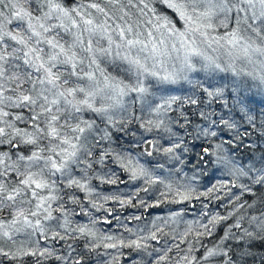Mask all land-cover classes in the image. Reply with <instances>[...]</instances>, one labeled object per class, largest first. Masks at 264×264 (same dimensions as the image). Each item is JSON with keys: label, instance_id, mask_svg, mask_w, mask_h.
<instances>
[{"label": "snow or ice", "instance_id": "1", "mask_svg": "<svg viewBox=\"0 0 264 264\" xmlns=\"http://www.w3.org/2000/svg\"><path fill=\"white\" fill-rule=\"evenodd\" d=\"M185 83L191 94H171ZM128 183L139 186L98 190ZM201 198L224 213L183 232L165 231L183 208L122 224L127 237L97 228L121 222L109 201L147 211ZM49 239L114 250L105 264H264V0H0V257L68 264L73 244L57 254Z\"/></svg>", "mask_w": 264, "mask_h": 264}, {"label": "trees", "instance_id": "2", "mask_svg": "<svg viewBox=\"0 0 264 264\" xmlns=\"http://www.w3.org/2000/svg\"><path fill=\"white\" fill-rule=\"evenodd\" d=\"M68 3H72V0H69ZM112 70L113 71L114 70L117 71L116 66H114V68ZM257 99H259V98H257ZM186 107L190 108V106H186ZM121 143L124 144V146L126 148L129 147V144L125 140H121ZM195 151H197V152L199 151V146L198 145H197ZM112 167H115V166H112ZM187 171H188V169H187ZM189 173L191 175V172H189ZM161 174L163 175V173H161ZM216 175H217V177H219V173H217ZM121 178L122 179H126L125 176H121ZM214 179L215 178L212 177V176H208V177L202 178L200 184L198 185V190H200V191L204 190V188L206 186H209L210 183L214 181ZM103 186H104V190L103 191L113 193L115 191H118L120 187H123L125 185L124 184H119V188L117 190L115 189L114 185H103ZM220 195H223V193H220ZM155 199L156 198H152V199L148 198L147 200H148V202H154ZM133 202L135 203V200ZM223 202L227 203L226 200H224ZM220 203H221L220 201H215V200L210 201L209 199L201 198L200 200H193L191 202H185L183 205H180V204H168V203H165L163 205L166 206V208L168 210L174 209L176 211V210H179V209L183 208L185 210V216L189 218V220H187V221H192V220H194L195 217L200 216L204 212H208L209 214H211V213H215L217 211H220L221 213H224V209L219 207ZM163 205L161 204L156 209H150L151 213L155 212L156 210H158V211L163 210ZM205 205H207V207H205ZM109 206L111 208H113L114 212L116 211V213L120 217V221L121 222L118 224L117 221H116L115 222V227L119 231H121L122 234L125 233L124 227L121 226L122 224H126L128 227H131L133 229H135L136 225L140 224L139 221H135V220L130 222V223H127L126 222V218L124 217V212L128 211L129 209H131L132 212L135 213L138 208H133V207H130V206H126V207L121 209L120 206L117 203H115V202H113V204H109ZM119 210H123L124 212L120 214ZM151 213L149 214V216H148V218L146 220L148 222H150ZM173 227H174L173 225H170V228H173ZM170 228H166L165 231H169ZM184 230H185V224L181 225L178 228L177 233L182 232ZM221 234H222V230L218 229L215 238H218L219 235H221ZM209 240L214 241V238H209ZM205 241H207L206 238L202 241V243L206 244V243H204ZM71 242H73V241H71ZM74 245L77 246V247H82V245L78 244V242H75ZM206 245L207 246H211L212 243H209V244H206ZM157 246H160V245H157ZM180 248L186 250L187 249V244L183 243L182 245H180ZM76 252L78 254L81 253V255L85 256V260H86L85 264H98V263L105 264V261H108L109 258H110V256H108V257L102 256V255L96 253V251L88 253L87 250L78 249ZM202 253H203V249H200L199 251L195 252V255L200 256ZM171 255L175 256L176 255V250H174L173 253H171ZM87 261H88V263H87ZM28 262H31L32 264H34L35 260H33L31 258H27V264H28ZM70 262L71 261H68V264H70ZM41 264H62V262H57L55 259H46L44 261L42 260ZM122 264H127V262L122 260Z\"/></svg>", "mask_w": 264, "mask_h": 264}, {"label": "rangeland", "instance_id": "3", "mask_svg": "<svg viewBox=\"0 0 264 264\" xmlns=\"http://www.w3.org/2000/svg\"><path fill=\"white\" fill-rule=\"evenodd\" d=\"M69 1V0H68ZM66 39H68V37H65ZM101 43L104 45V46H107L106 45V42L105 41H101ZM108 64H110V63H108L107 61L102 65L103 67H108ZM109 71V70H108ZM117 74H121V73H118V72H116V73H114V75H117ZM206 73H201V74H199V76H197V75H195V74H193V79L194 80H201V81H203V79L206 77ZM176 90L174 91V92H172L171 94H173V95H180V96H184V95H189V94H191V91H190V89H191V85H188V84H184L183 85V88H180V86H173ZM157 95H159V93H157ZM149 138H151V137H149ZM161 163H163L164 161L163 160H161L160 161ZM153 163H155V160H153ZM171 165H167L166 167H170ZM185 171H187V169H185ZM163 174H165V173H163ZM189 175H190V173H189ZM96 184H99V182L98 181H96L95 182ZM125 186H123V187H120L119 188V185H114V187H115V189L117 190L118 188H119V192H121L122 194H130V193H132V192H134L135 191V187L136 186H139V184H133V183H128V184H124ZM99 191H101L102 193H104V194H110L111 192H105V191H103L104 190V186L103 185H100V187H99V189H98ZM139 198H141V199H145V200H147L148 198H150V199H152V198H156V194L155 193H149V194H145V193H143V192H141L140 193V197ZM148 201V200H147ZM109 204H113V202L112 201H109L106 205H105V207L106 208H108L109 207ZM163 205V204H162ZM192 205V204H191ZM111 208V207H110ZM138 209H137V211L134 213V212H132V210L131 209H129L128 211H126V212H124L123 210H119V213L121 214V213H123L124 212V217L126 218V222L127 223H130L131 222V220H128L127 218L129 217V216H132V215H137V216H142V220H145L146 218H147V216H149V214L151 213V211H149V209L147 210V211H145L143 208H139V207H137ZM76 211H79V209H76ZM93 213H94V215H96V216H100V217H103L104 215H105V213L103 212V211H101V212H95V210H91ZM171 211H175L174 209H171V210H168L167 208H166V206H164L163 205V210H160V211H158V210H156L155 212H153V213H151V218H150V221L152 222V219H153V217L155 216V215H157V214H160V215H164V216H167L168 214H169V212H171ZM184 213H185V210H184ZM112 216H118V214L116 213V211L115 212H113L112 213ZM74 219V222H87V220H88V217H85V216H76V217H74L73 218ZM109 219H111V217H109ZM202 219V217H201V215L200 216H198V217H195L194 218V220H201ZM187 220H189V218L188 217H186L185 216V214L182 216V218H181V222L180 223H178V224H176V225H173L172 223H171V221L169 222V227L168 228H170V225H173L175 228H176V231L178 230V228L181 226V225H183L184 224V222L185 221H187ZM115 220H112V222H111V224L109 225V224H106V223H104L103 221H101L100 223H98L97 224V228H99L100 230H101V234H116V235H119L120 233H121V231H119L116 227H115ZM142 222V221H141ZM151 222L150 223H144L145 225H148V224H151ZM143 223V222H142ZM143 225V224H142ZM138 226L139 225H136L135 226V229L136 228H138ZM183 232V231H182ZM19 239L20 240H24V239H26V237H24L23 235H21L20 237H19ZM80 241H83V240H80ZM84 242V241H83ZM209 242V241H208ZM41 247H49V248H55L56 249V251H57V254H63V255H69V253H70V250L67 248V244L68 243H71L70 242V240H68V241H53V240H51V239H49L48 241H43V240H41ZM79 243H81V242H79ZM153 243H155V242H153ZM170 243H171V241H170ZM176 243H180L179 241H176ZM212 243H214V241L212 242ZM183 243H180V245H182ZM212 246V245H211ZM211 246H209V247H211ZM80 249H83L84 247H79ZM100 252L101 253V255L102 256H105V257H108V255H105V252L107 251V252H110V253H114V250H112V249H108V250H106V249H104L103 248V246H101L100 248H98V250H97V252ZM76 253V252H75ZM75 253H71V255H70V257L73 255V254H75ZM181 254H183V253H181ZM80 255H78L77 257H75V259L76 258H78ZM32 258H34V257H32ZM35 259V258H34ZM48 259H52V258H48ZM42 260H46V259H43L42 258ZM74 260V259H73ZM72 262V261H71ZM85 263H86V260H85ZM87 263H88V261H87ZM0 264H8V262L6 261V260H4V258L3 257H0Z\"/></svg>", "mask_w": 264, "mask_h": 264}]
</instances>
